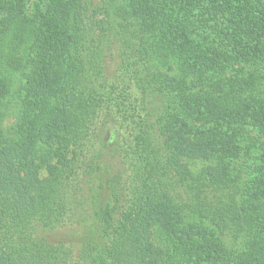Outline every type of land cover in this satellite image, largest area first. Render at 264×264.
<instances>
[{
    "label": "trees",
    "instance_id": "16d2710c",
    "mask_svg": "<svg viewBox=\"0 0 264 264\" xmlns=\"http://www.w3.org/2000/svg\"><path fill=\"white\" fill-rule=\"evenodd\" d=\"M100 14L138 43L169 100L160 145L145 121L133 134L125 188L106 178L99 126L114 113L135 122L136 105L91 85L83 60ZM15 74L24 97L16 138L0 131V264H264V0H40L31 14L27 0H0V121ZM185 160L204 163L213 197L179 226L168 178L191 175ZM76 218L71 263L66 242L36 228Z\"/></svg>",
    "mask_w": 264,
    "mask_h": 264
},
{
    "label": "rangeland",
    "instance_id": "374dc122",
    "mask_svg": "<svg viewBox=\"0 0 264 264\" xmlns=\"http://www.w3.org/2000/svg\"><path fill=\"white\" fill-rule=\"evenodd\" d=\"M40 0H27L28 11L31 14ZM102 21V28L89 30L85 36L84 64L88 73L92 75L91 85L110 90V86L116 87L119 91L125 90L131 97V101L136 108L135 122L129 116L114 113L112 116L101 118L99 135L101 140H105L110 150L107 153L106 160L111 163L112 170L106 176L107 179L122 176V182H119L121 188H125V182H128L130 175L131 159L127 154L133 157L131 149L135 147L134 133L139 130L138 126L145 121L151 127L154 135V143L161 144L162 132L160 129V117L162 110L169 106V100L163 96V93L150 84L148 80V67L141 53L138 43L125 31L120 21L108 14L98 15ZM93 33V34H92ZM154 66V65H153ZM25 80L20 75H13V84L11 94L6 98L8 103L3 108V121H0V131L12 134L10 137L16 138L17 125L20 121L21 99L24 97L22 86ZM19 110V111H18ZM19 112V114H18ZM96 136L92 153L95 148H101L102 141ZM159 147V146H158ZM191 170V175L181 177L178 173L169 176V192L172 196V205L179 216L178 225L186 226L197 224L200 217L193 212L194 206H199L202 197L208 195L213 197L207 187V178L203 177L201 170L204 166L202 161L185 160ZM84 182V180H83ZM197 185L196 191L189 192L191 186ZM87 190V185L82 186ZM196 194V196H195ZM215 198V196H214ZM82 222L78 218L68 220L62 228L47 229L37 225L36 234L49 236L54 242L65 241L66 247L70 249V262L77 260L80 245L78 237L80 236ZM77 240L73 243V240ZM228 247L239 246L231 231H227L224 238ZM78 261V260H77Z\"/></svg>",
    "mask_w": 264,
    "mask_h": 264
}]
</instances>
